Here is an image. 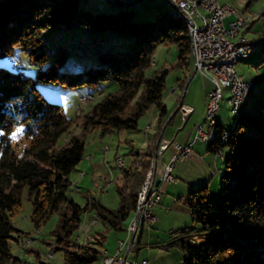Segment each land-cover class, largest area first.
Masks as SVG:
<instances>
[{
	"label": "trees",
	"instance_id": "obj_1",
	"mask_svg": "<svg viewBox=\"0 0 264 264\" xmlns=\"http://www.w3.org/2000/svg\"><path fill=\"white\" fill-rule=\"evenodd\" d=\"M173 12L134 20V9L123 6L114 11H92L79 7V0H0V57L20 46L32 62L43 63L49 50L41 38L44 29L55 34L61 29L84 27L105 30L110 36L120 31L128 40L124 49L96 48L97 65L79 71H60L67 57L63 46L34 76L20 68L0 66V264H20L8 241L18 231L10 221V212L20 204L23 187L31 202L29 219L35 228L53 213L59 215L51 234L57 249L63 251L61 264H91L101 253L95 246L70 238L84 212L93 211L101 223L113 229L121 228L134 213L135 194L125 195L122 187H117L116 208L94 197L80 205L66 194L68 174L83 155L84 138L71 135L60 141L74 120L65 116L60 104L47 100L36 83L62 88L95 87L107 79L117 83L114 92L83 114L82 131L96 129L103 135L121 128L134 129L150 104L157 106L161 119L167 112L162 102L166 69L145 74L154 48L174 43L179 67L191 58L185 19ZM256 42L264 50V37ZM236 113L228 132L217 123L213 125L206 145L213 153L228 148L221 173L222 197L213 201L206 183L189 189L185 201L193 225L180 228L178 238L170 243L181 250L177 264H264V107L258 116ZM15 130L18 142L23 141L20 149L12 143Z\"/></svg>",
	"mask_w": 264,
	"mask_h": 264
},
{
	"label": "rangeland",
	"instance_id": "obj_2",
	"mask_svg": "<svg viewBox=\"0 0 264 264\" xmlns=\"http://www.w3.org/2000/svg\"><path fill=\"white\" fill-rule=\"evenodd\" d=\"M218 1L242 11L247 16L248 29H241L240 35L255 42L264 37V0H250L248 6H246L248 0ZM97 2H102L103 8L98 7ZM122 6L134 9L132 17L134 20L153 19L157 14L175 10L168 0H137L121 6L110 0H79V7L92 11H114ZM227 22L228 18H225L224 24L227 25ZM116 34L119 37L126 35L120 31H116ZM41 38L49 49L43 63L32 62L25 50L15 46L12 54L0 57V66L20 68L22 73L34 76L36 70L48 65L57 49L63 46L67 49V57L60 71H79L97 65L96 48L105 50L113 46L114 49H124L128 45V40L124 44L118 42L111 45L105 30H89L84 27L61 29L55 34L51 33L50 29H44L41 31ZM257 49L259 48L256 47L235 63L236 72L241 74L245 81L253 83L238 104L237 112L255 116L260 115L261 108L264 107V50ZM176 56L177 48L174 43L158 44L154 48L150 65L145 70L148 76L166 69L162 90L166 114L159 119L157 106L150 104L138 118L134 129L121 128L103 135L96 129L82 131L80 125L83 114L92 104L117 89L115 81L107 79L95 87L80 85L76 88H62L54 83H36L47 100L60 104L65 116L74 120L70 129L61 135L60 141H66L71 135H82L84 138L82 158L68 174L70 183L66 189V194L80 205H83L88 197H94L103 205L116 208L119 203L117 187H122L125 195L135 194L137 207L139 190L148 175L151 178L158 154L157 147L161 139L159 138L154 146L152 143L154 134H158L164 128L162 137L165 139L177 142L181 146L191 143L187 157L173 163L171 175L175 179L160 186L159 200L152 205L155 220L143 221L135 234L133 243L138 249L130 254L138 260V264H142V259L146 264L179 262L181 250L177 244L170 243L174 238H178L180 228L193 225L185 201L190 188L206 183L213 201H219L222 197L221 173L228 148L224 146L219 152H209L206 145L210 136L208 138L195 136L197 126L204 119L205 91L212 88V83L198 71L192 74V53L189 63L182 67L178 66ZM180 99L181 104L191 112L185 120L177 111ZM130 104L132 105L133 101ZM235 114L237 113L231 111L229 88L224 85L219 107L213 115L214 121L228 132L233 127ZM203 127L209 129L207 123L203 124ZM18 140L19 133L15 130L12 143L16 142L14 144L16 149H20L23 144V141ZM174 150L172 144L168 145L158 156V161L169 162ZM30 211L31 202L27 197L26 187H23L20 204L10 212V221L18 228L8 241L11 252L20 259V264H61L63 251L57 249L54 236L51 234L59 215L53 213L42 226L35 228L29 219ZM130 217L131 215L123 221L121 228L113 229L101 223L93 211L84 212L79 227L70 238L99 249H112L117 245L118 239H125L124 223ZM91 264H101V255H98Z\"/></svg>",
	"mask_w": 264,
	"mask_h": 264
},
{
	"label": "built area",
	"instance_id": "obj_3",
	"mask_svg": "<svg viewBox=\"0 0 264 264\" xmlns=\"http://www.w3.org/2000/svg\"><path fill=\"white\" fill-rule=\"evenodd\" d=\"M172 7L176 10H182L185 15V20L188 21L190 25L191 32V41H192V49H193V67L195 68V72L198 71L207 79L210 80L209 76V67H216L218 70V74L220 79L223 81L227 80L229 72H233L232 66L230 67H221L218 66V59H222L224 57H229L230 55H237L243 53V51L248 50L250 47L254 46L253 43L250 42H240L238 46H228L225 45L219 39L217 43H204V35L203 29L201 26L199 13L194 11V3L193 1L187 0H168ZM203 5L209 9H212L214 14V20L216 21V30L219 29H229L234 33V31H238L239 29H244L249 25V21H241L234 20L232 18V12H223L222 4L220 2H214L212 0H203ZM228 18L227 25L224 24V19ZM17 67V65H13ZM237 73V81L235 82V86H243V90L247 87L245 85H241L240 76L241 74ZM211 82V81H210ZM212 83V82H211ZM234 88L232 90L233 97L237 98V107H238V96L234 95ZM219 96L217 93V89L212 83V88L206 91V100H205V112L204 119L201 124L197 126L195 136H200L201 138H208V128L205 129L203 124L210 122V116H213L219 107ZM177 111L183 120H185L190 115V109L186 106L182 105L181 102L178 104ZM223 134V133H222ZM172 144L174 153L172 154L169 162L164 163L158 161V156L164 151L168 145ZM191 143L185 144L181 146L177 142L172 140H167L163 138L160 143V149L157 154V159L154 161L153 174L151 175V179L148 184L144 188V200H143V208L151 207V216L150 217H142V210L138 217H134L131 221L130 225H127V236L130 238L131 234H135L136 228L143 223L153 222L155 220V215L152 212V205H154L158 199V191L160 190V186L162 183L173 181L175 178L171 175V170L173 163L176 160H184L190 152ZM161 163V164H160ZM159 164V167H158ZM159 179V183L155 184V180ZM122 241H118V245L116 247V252L114 254H106L108 255V264H138L136 260H128L123 257L117 255V253L121 249ZM142 264H146L145 260H142Z\"/></svg>",
	"mask_w": 264,
	"mask_h": 264
},
{
	"label": "bare ground",
	"instance_id": "obj_4",
	"mask_svg": "<svg viewBox=\"0 0 264 264\" xmlns=\"http://www.w3.org/2000/svg\"><path fill=\"white\" fill-rule=\"evenodd\" d=\"M187 1H193L194 11L199 13L201 26L203 29L204 43H217V42H219V39H220L222 42L225 43V45H228V46H238V44L240 42H250V43L254 44V46L250 47L246 51H243V53H240L237 55H230L229 57H224L222 59H218V66H221V67L232 66L233 72H229L227 80L223 81L222 79H220V76L218 74V70L216 67H209L210 81L216 87L219 99L221 100V98H222V86H224V85L227 86L229 88V102L231 103V111H234L236 113L237 108H238L237 107V98L233 97V94H232V90L235 86V82L237 81V73L235 70V63L239 59L244 58L250 52L255 50L256 47L258 48V45L255 41L249 40V39L245 38L243 35H240L241 29H239L238 31H234V33H232V31H230L229 29H219V30L215 31L216 21L214 20V14L212 12V9L205 7L203 5V0H187ZM212 1L219 2L218 0H212ZM222 11L223 12H232V18L234 20L247 21V16L242 11H239L230 5L222 4ZM174 12H176L177 14H180V16L183 15L185 17L182 10H176L175 9ZM183 19H185V18H183ZM185 26H186L188 34H189L190 50H191L192 58H193L190 25H189L188 21H186V20H185ZM240 83H241V85H245L247 88L244 90H243V86H236L234 88V95L238 96V104L241 102V100L244 98L246 92L248 91V89L253 84L251 81H245L242 76H240ZM256 90L258 91L257 88H256ZM214 124H215L214 118H213V116H210V122L208 123V127H209L208 135L210 137L213 135V132H214V129H213ZM161 142H162V140H161ZM161 142H159L158 147H157L158 152L160 149V143ZM88 158H89V156H88ZM150 179H151L150 175H148L146 181L144 182V184L141 186V188L139 190V194H138V198H137V207H136L133 218L138 217L141 210H142V217H150L151 216V207H144V209H142L143 208V200H144V188L148 184ZM132 219H131V221H132ZM131 221L127 225H130ZM138 227L136 228V230L138 229ZM126 229H127V226H126ZM101 260H102L101 264H108V255L103 254Z\"/></svg>",
	"mask_w": 264,
	"mask_h": 264
},
{
	"label": "crops",
	"instance_id": "obj_5",
	"mask_svg": "<svg viewBox=\"0 0 264 264\" xmlns=\"http://www.w3.org/2000/svg\"><path fill=\"white\" fill-rule=\"evenodd\" d=\"M96 5L98 6V7H101V8H103V3L102 2H97L96 3ZM113 34V36H110L109 35V33H107V37L108 38H110V40H108V42L111 44V45H116L118 42H122V44H124L125 43V41H126V36H124V35H122V36H118L117 34H116V32H114V33H112ZM112 48H113V46H112ZM209 89V88H208ZM208 89H206V91L208 90ZM206 91H205V96H206ZM178 99V98H177ZM178 107V106H177ZM149 126V129L150 130H152V127L150 126V125H148ZM148 129V130H149ZM163 129L164 128H162L160 131H159V133L158 134H154V137H153V140H152V143H153V145L155 146V142L160 138L161 140H163L162 138H164V137H162V132H163ZM149 130V131H150ZM159 139V140H160ZM167 139V138H166ZM158 140V141H159ZM161 140L159 141V142H161ZM149 145V144H148ZM155 149V148H154ZM154 149H153V152H154ZM157 152H158V150H157ZM154 154V153H153ZM155 157H156V155H155ZM90 158V157H89ZM155 159H157V157L155 158ZM159 200V199H158ZM134 214V213H133ZM133 214H131V217H130V219L128 220V221H126L124 224H125V232H126V226H127V224L131 221V219L133 218ZM138 228H141V226L139 225V227ZM138 230V229H137ZM137 230L135 231V234H136V232H137ZM135 234H134V236H133V240H132V242L130 243L129 242V237L127 236V232H126V237H125V239H118V241H122V244H121V249H120V251L117 253V255L118 256H120V257H123V256H125L126 257V259H128V260H136V259H134L133 257H132V255L130 254L131 252H136V250L138 249V247L137 246H135L134 245V238H135ZM118 241H117V245H118ZM117 245L114 247V248H112V249H104V248H102L101 249V253H100V255H101V258H102V255L103 254H114L115 252H116V247H117ZM143 260V259H142ZM141 260V261H142ZM102 261V260H101ZM137 262H138V260H136Z\"/></svg>",
	"mask_w": 264,
	"mask_h": 264
},
{
	"label": "water",
	"instance_id": "obj_6",
	"mask_svg": "<svg viewBox=\"0 0 264 264\" xmlns=\"http://www.w3.org/2000/svg\"><path fill=\"white\" fill-rule=\"evenodd\" d=\"M111 2H114V3H116V4H120V3H125V2H129L130 0H110ZM181 17L182 18H185L183 15H181ZM195 72V68L193 67V72H192V74ZM183 96V95H182ZM182 99V98H181ZM181 99H180V101H179V104H180V102H181ZM159 183V179H156L155 180V184H158ZM133 236H134V233L133 234H131V236H130V239H129V242L131 243L132 242V240H133ZM123 258H125V256H123Z\"/></svg>",
	"mask_w": 264,
	"mask_h": 264
}]
</instances>
